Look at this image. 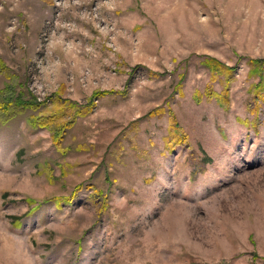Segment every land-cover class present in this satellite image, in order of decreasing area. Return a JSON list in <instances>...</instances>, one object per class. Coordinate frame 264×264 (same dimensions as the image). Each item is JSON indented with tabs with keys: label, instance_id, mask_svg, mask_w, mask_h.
Wrapping results in <instances>:
<instances>
[{
	"label": "rangeland",
	"instance_id": "374dc122",
	"mask_svg": "<svg viewBox=\"0 0 264 264\" xmlns=\"http://www.w3.org/2000/svg\"><path fill=\"white\" fill-rule=\"evenodd\" d=\"M252 58L264 0H0V264H264Z\"/></svg>",
	"mask_w": 264,
	"mask_h": 264
},
{
	"label": "trees",
	"instance_id": "16d2710c",
	"mask_svg": "<svg viewBox=\"0 0 264 264\" xmlns=\"http://www.w3.org/2000/svg\"><path fill=\"white\" fill-rule=\"evenodd\" d=\"M249 64L250 68L248 70V75L249 76H255L257 75L258 77V82H256L255 87L257 92L262 90L263 83H264V58H252L249 59ZM203 64L209 68L212 71L216 70H221V68H226L228 71H231L233 69V66H226L222 62H220L218 59L214 57H206L203 60ZM135 68H132L131 71H133ZM106 93V91H98L95 94L92 95V98L89 101V104L91 105L93 100L95 99L96 96L103 95ZM214 93V94H213ZM213 94L219 99L225 100L227 98L226 91L224 92V95L222 96V93H217V92H210V95ZM15 102L18 104H22L23 106H29V107H38L40 105V102L37 101L34 97L29 100H23L20 96L15 98ZM63 103H67V105L73 107L76 102L70 100V99H63ZM222 103V101H220ZM81 110H78L79 113ZM155 111H150L149 114L154 113ZM29 123L33 126H38V127H43L51 131L52 134V141L54 144H58L61 141L62 135H63V130L65 129L66 126H70L71 122H66L63 123L61 127H54L52 125V119L50 117H44L39 119L38 117H31L29 120ZM78 188H82V184L77 185ZM31 201V200H30ZM31 209H29L26 213H28ZM12 219L14 222H19L21 219V216H12Z\"/></svg>",
	"mask_w": 264,
	"mask_h": 264
}]
</instances>
